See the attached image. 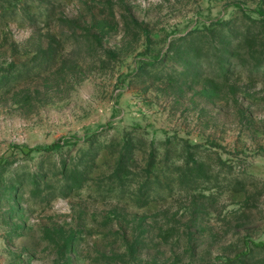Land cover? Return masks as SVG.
I'll use <instances>...</instances> for the list:
<instances>
[{"label":"rangeland","instance_id":"obj_1","mask_svg":"<svg viewBox=\"0 0 264 264\" xmlns=\"http://www.w3.org/2000/svg\"><path fill=\"white\" fill-rule=\"evenodd\" d=\"M264 0H0V264H264Z\"/></svg>","mask_w":264,"mask_h":264},{"label":"trees","instance_id":"obj_2","mask_svg":"<svg viewBox=\"0 0 264 264\" xmlns=\"http://www.w3.org/2000/svg\"><path fill=\"white\" fill-rule=\"evenodd\" d=\"M262 246H264V244H262Z\"/></svg>","mask_w":264,"mask_h":264}]
</instances>
